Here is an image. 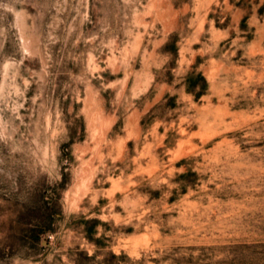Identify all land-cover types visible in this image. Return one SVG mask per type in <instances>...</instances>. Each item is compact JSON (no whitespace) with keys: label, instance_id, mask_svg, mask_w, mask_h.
<instances>
[{"label":"rangeland","instance_id":"374dc122","mask_svg":"<svg viewBox=\"0 0 264 264\" xmlns=\"http://www.w3.org/2000/svg\"><path fill=\"white\" fill-rule=\"evenodd\" d=\"M0 264H264V0H0Z\"/></svg>","mask_w":264,"mask_h":264}]
</instances>
